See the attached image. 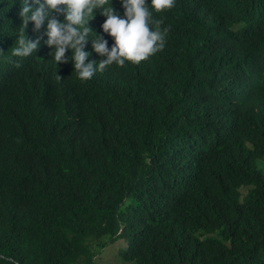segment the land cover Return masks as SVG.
<instances>
[{"label":"trees","instance_id":"1","mask_svg":"<svg viewBox=\"0 0 264 264\" xmlns=\"http://www.w3.org/2000/svg\"><path fill=\"white\" fill-rule=\"evenodd\" d=\"M154 19L163 50L86 82L0 32V264H264V0Z\"/></svg>","mask_w":264,"mask_h":264},{"label":"clouds","instance_id":"2","mask_svg":"<svg viewBox=\"0 0 264 264\" xmlns=\"http://www.w3.org/2000/svg\"><path fill=\"white\" fill-rule=\"evenodd\" d=\"M176 0H15L12 10H2L0 32L14 27L20 33L12 54L28 57L38 47L74 77L86 82L108 67L140 65L164 49L169 29L161 28L155 14L174 7ZM123 10V14L119 13ZM27 25L36 34L25 36Z\"/></svg>","mask_w":264,"mask_h":264},{"label":"rangeland","instance_id":"3","mask_svg":"<svg viewBox=\"0 0 264 264\" xmlns=\"http://www.w3.org/2000/svg\"><path fill=\"white\" fill-rule=\"evenodd\" d=\"M119 14L122 15L123 10ZM115 248V246L109 244L98 255L93 256L90 263L81 262L80 264H123L117 262L114 258Z\"/></svg>","mask_w":264,"mask_h":264},{"label":"bare ground","instance_id":"4","mask_svg":"<svg viewBox=\"0 0 264 264\" xmlns=\"http://www.w3.org/2000/svg\"><path fill=\"white\" fill-rule=\"evenodd\" d=\"M133 69V68H132ZM72 103V102H71ZM57 105V104H56ZM10 126V125H9ZM3 138V137H2ZM11 146V145H10ZM102 150V149H101ZM4 158V157H3ZM56 159V158H55ZM91 159V158H90ZM66 162V161H65ZM71 168V167H70ZM63 172V171H62ZM66 172V171H65ZM163 205V204H162ZM163 210V209H162ZM167 213V212H166ZM162 226V225H161Z\"/></svg>","mask_w":264,"mask_h":264}]
</instances>
